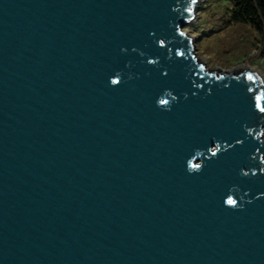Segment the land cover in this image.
<instances>
[{
	"label": "water",
	"instance_id": "1",
	"mask_svg": "<svg viewBox=\"0 0 264 264\" xmlns=\"http://www.w3.org/2000/svg\"><path fill=\"white\" fill-rule=\"evenodd\" d=\"M201 1L0 0V264H264V79Z\"/></svg>",
	"mask_w": 264,
	"mask_h": 264
},
{
	"label": "rangeland",
	"instance_id": "2",
	"mask_svg": "<svg viewBox=\"0 0 264 264\" xmlns=\"http://www.w3.org/2000/svg\"><path fill=\"white\" fill-rule=\"evenodd\" d=\"M232 6L233 0H202L184 30L194 37L195 52L209 68L250 65L264 73L259 34L251 25L232 19Z\"/></svg>",
	"mask_w": 264,
	"mask_h": 264
},
{
	"label": "trees",
	"instance_id": "3",
	"mask_svg": "<svg viewBox=\"0 0 264 264\" xmlns=\"http://www.w3.org/2000/svg\"><path fill=\"white\" fill-rule=\"evenodd\" d=\"M232 19L251 25L259 34V56L264 57V0H233Z\"/></svg>",
	"mask_w": 264,
	"mask_h": 264
},
{
	"label": "bare ground",
	"instance_id": "4",
	"mask_svg": "<svg viewBox=\"0 0 264 264\" xmlns=\"http://www.w3.org/2000/svg\"><path fill=\"white\" fill-rule=\"evenodd\" d=\"M242 67H247V68H250V69H253V70L257 71L259 73V75L262 77V79H264V73L261 72L260 70L252 68L250 65H245V66H242Z\"/></svg>",
	"mask_w": 264,
	"mask_h": 264
},
{
	"label": "snow or ice",
	"instance_id": "5",
	"mask_svg": "<svg viewBox=\"0 0 264 264\" xmlns=\"http://www.w3.org/2000/svg\"><path fill=\"white\" fill-rule=\"evenodd\" d=\"M229 203H234L233 201H229Z\"/></svg>",
	"mask_w": 264,
	"mask_h": 264
}]
</instances>
